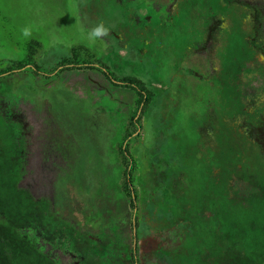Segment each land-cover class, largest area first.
<instances>
[{
	"label": "trees",
	"instance_id": "obj_1",
	"mask_svg": "<svg viewBox=\"0 0 264 264\" xmlns=\"http://www.w3.org/2000/svg\"><path fill=\"white\" fill-rule=\"evenodd\" d=\"M121 3L78 0L79 26L99 29L140 73L75 47L45 69L36 40L0 67V264H264V0H169L160 20L187 10L188 33L202 31L175 47L166 24L124 8L129 27L108 22ZM21 83L84 98L97 87L123 105L116 148L129 236L88 232L21 185Z\"/></svg>",
	"mask_w": 264,
	"mask_h": 264
},
{
	"label": "rangeland",
	"instance_id": "obj_2",
	"mask_svg": "<svg viewBox=\"0 0 264 264\" xmlns=\"http://www.w3.org/2000/svg\"><path fill=\"white\" fill-rule=\"evenodd\" d=\"M166 4L167 0H123L108 10V22L129 27L126 16L119 19L124 8L141 23L166 24L170 46L186 45L192 37H201L198 27L188 33L183 19L187 10L169 22L160 20L165 17ZM130 9L133 12L129 13ZM78 18V0H0V67L36 40L42 44L39 63L45 69L75 47L90 50L116 70L140 73L143 67L81 29ZM195 62L203 64L198 57ZM91 89L93 96L87 98L58 84L37 89L21 83L15 90L22 100L19 109L24 125H29L30 140L21 185L37 197L50 198L57 213L72 218L88 232L129 236L128 203L119 185L123 166L116 148L122 141L125 112L123 105L115 107L102 89ZM134 152L139 159L140 148Z\"/></svg>",
	"mask_w": 264,
	"mask_h": 264
},
{
	"label": "flooded vegetation",
	"instance_id": "obj_3",
	"mask_svg": "<svg viewBox=\"0 0 264 264\" xmlns=\"http://www.w3.org/2000/svg\"><path fill=\"white\" fill-rule=\"evenodd\" d=\"M169 0H167V2H168ZM159 5V4H158ZM158 5H156V8L158 7ZM166 10V9H165ZM166 15V14H165ZM113 102V101H112ZM29 142H30V140H29V138H28V151H29ZM28 151H27V160H28Z\"/></svg>",
	"mask_w": 264,
	"mask_h": 264
},
{
	"label": "clouds",
	"instance_id": "obj_4",
	"mask_svg": "<svg viewBox=\"0 0 264 264\" xmlns=\"http://www.w3.org/2000/svg\"><path fill=\"white\" fill-rule=\"evenodd\" d=\"M94 34L95 35H99L100 34V30L99 29L94 30Z\"/></svg>",
	"mask_w": 264,
	"mask_h": 264
}]
</instances>
